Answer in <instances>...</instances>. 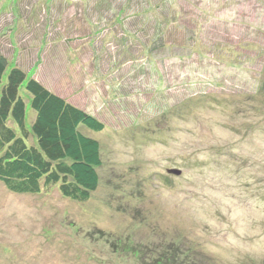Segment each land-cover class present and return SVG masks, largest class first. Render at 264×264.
Masks as SVG:
<instances>
[{
  "label": "rangeland",
  "instance_id": "rangeland-1",
  "mask_svg": "<svg viewBox=\"0 0 264 264\" xmlns=\"http://www.w3.org/2000/svg\"><path fill=\"white\" fill-rule=\"evenodd\" d=\"M8 2L0 53L106 128H82L102 149L89 201L0 183V264H264V0H0V11ZM197 10L202 66L191 33L185 50L175 41L168 57L146 58L141 46L149 50L164 15L191 28ZM90 18L107 27L99 37ZM115 18L123 31L111 28ZM124 30L144 45L129 41L122 53ZM94 50L105 66H91ZM75 57L90 62L89 77ZM205 93L220 101L196 106Z\"/></svg>",
  "mask_w": 264,
  "mask_h": 264
},
{
  "label": "trees",
  "instance_id": "trees-1",
  "mask_svg": "<svg viewBox=\"0 0 264 264\" xmlns=\"http://www.w3.org/2000/svg\"><path fill=\"white\" fill-rule=\"evenodd\" d=\"M62 1L73 6L88 2V0ZM7 4L9 2L1 9V13L9 9ZM97 11L99 12L96 8L92 9L91 15L95 12L99 15ZM199 12L197 10V14L193 13L194 15L190 17L194 28L181 23L182 16L178 17L177 13L164 15L163 24L156 28L151 41L148 40L149 50L148 43L145 47L141 46L144 45L140 43L141 41L137 44L135 38L132 39V35L124 30L127 33L124 36L125 39L118 40L124 47L120 51L127 53L128 46L125 44L132 41V44L142 47L141 51L146 49V58L154 61L152 55L155 56L159 49L163 50L162 58L168 57L165 55V50L170 52L175 41L181 45V50H185L186 37L191 33L189 37H193L195 41L192 42V50L197 54V61L202 66L203 61H206L203 59L206 58L209 50L207 49L206 53L202 47L194 48L195 45L202 43L199 35L205 22ZM43 15L46 21L51 20V14ZM125 21V19L115 18L114 26L111 28L115 29L119 24L123 31L126 26ZM92 27L98 30V37L107 30L106 26L97 28L91 21ZM173 31L179 32V36L169 42L168 33L170 35ZM89 34L93 43L97 35L92 30ZM99 46L104 47V44ZM90 51L93 50L90 49ZM221 52L218 51L219 54L213 58V61L217 62L225 57ZM97 53L96 50L92 52L93 65L91 66L93 68H97L99 64L105 66L103 62L105 60L102 61L101 54ZM76 57L72 62L73 65L79 67L81 74L89 77L85 68L90 62L82 64L80 58ZM118 62L120 63V60ZM119 63H115V66L119 67ZM238 63L235 62L233 65H241L240 61ZM258 75L260 78L256 79L258 81L257 96L264 95V79L262 78L264 73L260 72ZM83 87L86 86L83 85ZM208 98L220 101L214 94L205 93L201 95V100L196 102V106L204 104ZM82 128L101 133L106 125L89 111L74 104L71 96H64L55 87L52 88L51 85L30 76L28 70L20 65H12L8 57L0 53V183L8 191L17 195H39L48 193L56 187L65 199L78 203L89 201L100 186L99 169L103 165L102 149L100 141L87 136ZM169 260L170 258H167L166 262Z\"/></svg>",
  "mask_w": 264,
  "mask_h": 264
},
{
  "label": "water",
  "instance_id": "water-1",
  "mask_svg": "<svg viewBox=\"0 0 264 264\" xmlns=\"http://www.w3.org/2000/svg\"><path fill=\"white\" fill-rule=\"evenodd\" d=\"M168 174L180 176L182 174V171L179 169H170L168 170Z\"/></svg>",
  "mask_w": 264,
  "mask_h": 264
}]
</instances>
